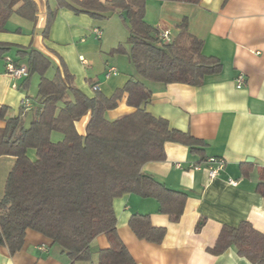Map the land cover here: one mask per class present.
Listing matches in <instances>:
<instances>
[{"label": "crops", "instance_id": "0c3cea01", "mask_svg": "<svg viewBox=\"0 0 264 264\" xmlns=\"http://www.w3.org/2000/svg\"><path fill=\"white\" fill-rule=\"evenodd\" d=\"M35 2V20L12 14L0 32V42L10 46L0 58V106L8 108L6 118L21 115L25 126L30 125L38 108L39 74L13 79L6 73L7 62L27 66V54L20 51L34 49L45 54L51 60L48 78L64 64L75 87L89 97L95 94L93 85L110 97L130 78H139L128 55L111 53L129 36V28L118 14L96 19L59 7L57 0ZM50 10L55 15L45 34ZM184 19L188 32L203 41V54L219 59L221 70L206 76L198 86L145 81L152 93L146 110L207 145L204 153L198 154L183 144L168 142L163 161L143 165V173L171 190L189 194L178 221L160 213L156 199L126 193L113 201L117 233L135 264H253L234 247L220 255H213L209 248L224 226L235 227L245 220L264 234V197L256 190L264 167V0H147L145 20L158 30H170L172 39ZM95 28L102 31L100 38L93 32ZM109 66L119 73L107 78ZM240 75L245 82L237 88ZM24 99L32 102L28 111L21 108ZM127 102L124 95L106 117L116 120L133 112ZM89 117L75 123L80 135L85 134ZM4 127L5 120L0 119V131ZM62 138V134L52 133L53 141ZM210 156L225 160L224 169L214 179L203 164V158ZM247 158L253 161L247 162ZM14 164V157L0 156V199ZM196 164L200 167H191ZM229 178L238 184H229ZM137 213L148 214L154 226L166 228L160 244L134 235L129 222ZM91 247L97 262L98 251L109 247L107 236L96 237ZM0 264H70V259L49 238L29 229L23 247L14 254L0 245Z\"/></svg>", "mask_w": 264, "mask_h": 264}, {"label": "trees", "instance_id": "16d2710c", "mask_svg": "<svg viewBox=\"0 0 264 264\" xmlns=\"http://www.w3.org/2000/svg\"><path fill=\"white\" fill-rule=\"evenodd\" d=\"M57 1L59 7L96 19L118 14L127 24L129 36L111 53L128 55L139 78H130L110 97L99 90L89 97L75 87L64 64L48 78L51 60L45 54L34 49L20 51L27 54L29 73L40 76L38 108L30 125L25 126L23 116L6 118L8 108L0 106V119L5 120L0 131V156L15 158L0 199V245L14 254L23 247L31 229L58 245L70 264H135L117 233L114 199L126 193L154 198L160 213L178 221L189 194L171 190L143 173V165L163 161L168 142L183 144L198 154H203L207 145L146 110L152 93L145 81L198 86L222 65L216 57L203 54V41L188 32L186 19L178 26L175 39L161 43L159 30L145 20L147 0ZM12 14L35 20L37 4L35 0H0V32ZM54 15L50 10L45 34ZM9 49L0 42V58ZM124 95L134 111L108 119L106 113L116 109ZM88 114L87 130L80 135L75 123ZM53 132L63 138L53 141ZM31 149L36 152L34 160L28 155ZM256 190L264 197V167ZM129 226L138 238L156 244L167 232L165 227L154 226L148 214H134ZM101 234L107 236L109 247L100 249L94 262L91 244ZM231 247L251 263L264 264V234L249 221L224 226L209 251L220 255Z\"/></svg>", "mask_w": 264, "mask_h": 264}, {"label": "built area", "instance_id": "2783aa9c", "mask_svg": "<svg viewBox=\"0 0 264 264\" xmlns=\"http://www.w3.org/2000/svg\"><path fill=\"white\" fill-rule=\"evenodd\" d=\"M93 32L95 33V35H97L98 38H100L102 35V31L99 28H95L93 30ZM158 38H159L160 42L164 43L165 45H166V43H170L172 41L171 31L168 29L159 30ZM6 73L8 75H10L13 79H20L23 76L29 75V71H28L27 66L16 64V63L11 62V61L7 62V64H6ZM118 73H119V71L115 67L109 66L107 68L105 75L107 78H109L110 76L116 75ZM244 82H245L244 76L240 75L237 79V88H241L244 85ZM93 90L98 91V86L93 85ZM21 108L24 111L30 110L32 108V102L29 99H24L21 103ZM203 164H205L210 178L214 179L224 169L225 160L223 158H220V157H211L210 156V157L206 158L205 160H203ZM179 167H180V165H179ZM191 167L192 168H199L200 165L199 164L191 165ZM228 183L235 186L238 184V181L229 178Z\"/></svg>", "mask_w": 264, "mask_h": 264}, {"label": "rangeland", "instance_id": "374dc122", "mask_svg": "<svg viewBox=\"0 0 264 264\" xmlns=\"http://www.w3.org/2000/svg\"><path fill=\"white\" fill-rule=\"evenodd\" d=\"M51 71H52V69H51L48 73L51 74ZM37 80H38V77L35 76L34 81L37 82ZM26 126H29L28 123H26ZM53 136H54L53 139H55V138H56V134L54 133ZM28 155H29L30 158H32V160L36 159V158H35V157H36V152H35V150H32V149L29 150V151H28Z\"/></svg>", "mask_w": 264, "mask_h": 264}, {"label": "water", "instance_id": "95a60500", "mask_svg": "<svg viewBox=\"0 0 264 264\" xmlns=\"http://www.w3.org/2000/svg\"><path fill=\"white\" fill-rule=\"evenodd\" d=\"M251 161H253L252 158H247V162L251 163Z\"/></svg>", "mask_w": 264, "mask_h": 264}]
</instances>
